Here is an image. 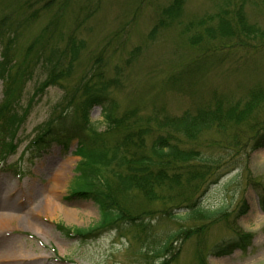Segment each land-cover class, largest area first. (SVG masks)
<instances>
[{
  "label": "rangeland",
  "instance_id": "1",
  "mask_svg": "<svg viewBox=\"0 0 264 264\" xmlns=\"http://www.w3.org/2000/svg\"><path fill=\"white\" fill-rule=\"evenodd\" d=\"M236 1L188 0L182 17L154 37L150 31L157 15L171 0H68L67 3L60 0L26 24L17 45L19 50L43 28L49 31L47 39L65 34L66 41L76 30L75 38L85 42V49L75 72L61 81L64 87H48L45 95L34 103L21 128L18 150L6 161H0V264H158V257L148 249L141 227L120 222L121 229L101 228L83 238L69 237L59 230L58 223L72 228L91 227L98 223L101 212L94 199L72 195L75 168L80 160L74 153L77 139L65 151L60 141L50 137L58 128L73 124L75 104L83 99L81 93L76 94V85L88 63L94 60L106 66L109 75L121 80L120 87L110 88L116 113L136 111L142 124L149 123L152 133H161L153 117L179 116L196 106L198 100L210 97L213 89L240 98L256 86H264V40L256 39L247 49L210 56L207 68L202 69L204 72L195 74L189 70L191 59L205 45L192 42L198 23L205 16H215L222 6L234 8ZM29 2L37 0H0V12L9 11L15 17L25 9L32 13L38 5L29 7ZM245 10L251 23L264 27V0H247ZM135 47L140 49L129 63ZM41 74L38 70L24 87L23 104L30 99ZM2 89L0 81V103ZM90 113L91 120L103 129L101 106H93ZM48 124L53 131H46ZM40 134L46 138H39L38 146L46 140L50 145L36 150L30 142ZM176 139L181 146H188L184 136L172 141ZM199 140L205 151H212L220 146L218 142L225 141L217 132L203 134ZM217 150L222 160L213 170L225 162L227 166L237 163L238 167L213 184L201 204L215 207L226 201L230 204L228 209L211 219L173 217L158 223L149 218L150 233L159 240L179 231L175 254L169 259L172 264H264V146L255 148L251 143L240 158L227 149ZM19 169L24 170L21 177L16 174ZM61 173L67 174L62 184L57 181ZM106 174L113 176L112 170ZM118 195L120 209L126 208L138 219L145 213L159 214L171 205L146 200L123 189ZM244 203L248 208L233 223L234 215ZM54 204L62 209L55 211ZM64 209L75 210L74 217H67ZM235 227L240 233L252 234L247 246L211 254L213 246L224 242L220 247L223 249V245L237 236Z\"/></svg>",
  "mask_w": 264,
  "mask_h": 264
},
{
  "label": "trees",
  "instance_id": "2",
  "mask_svg": "<svg viewBox=\"0 0 264 264\" xmlns=\"http://www.w3.org/2000/svg\"><path fill=\"white\" fill-rule=\"evenodd\" d=\"M59 1L29 2V7L35 4L38 7L32 13L25 9L18 17L9 11L0 12V80L3 82V100L0 103L1 159L18 148V133L30 113L35 97L42 96L51 85L64 87L61 81L75 72L81 52L85 49V42L75 38L76 30L66 41L65 34L47 39L49 31L45 28L37 36L34 35L22 50L18 49L21 31L25 30L26 24ZM187 1L171 0L162 7L150 36L154 37L174 25L182 17ZM246 1H236L234 8L222 6L216 17L205 16L198 23L199 28L192 42H204L205 45L196 58L191 59L190 72H204L202 69L207 68V59L212 55L227 54L243 47L247 49L256 39L264 40V27L248 20ZM139 49L135 47L132 50L129 63ZM38 70L43 72L42 78L35 87L34 95L24 105L23 89ZM80 78L76 94L81 93L83 99L75 104L73 125L65 126L60 133L64 135L62 140L66 149L73 138L78 136L79 139L77 152L81 160L76 167L72 195L94 199L100 206L101 220L97 227L89 229H72L64 225H59V228L69 234L85 236L96 229L114 226L119 222L141 227V233L148 240V249L158 257L157 263H174L169 262V259L175 254L173 249L179 231L157 240L150 233L152 227L149 218L158 223L173 217L181 220L211 219L228 209L230 204H226V201L215 207H206L201 201L213 184H218L238 167L237 163L227 166L225 162L223 167L213 170L222 160L217 154V148L235 152L240 158L247 153L251 143L255 148L264 146V86H256L240 98L213 89L210 97L198 100L196 106L179 116L153 117L156 129L161 133H152L149 123L142 124L136 111L129 110L121 115L116 113V102L111 97L110 88L114 85L120 87L121 80L116 75H109L106 66L99 60L88 63ZM95 105L102 108L103 129L90 118L91 108ZM210 132L219 133L225 141L218 142L220 146L214 150L205 151L199 139ZM180 135L184 136L188 146H181L178 139L172 141V138ZM107 170H112V177L106 174ZM122 189L146 200L170 202V208L159 214L145 213L141 214V218H135L126 208L120 209L118 194ZM247 208L248 205L244 203L238 214L234 215L233 223ZM235 230L237 236L228 245L220 249L224 243L220 242L211 248L210 253L219 254L221 250L230 251L235 247L245 248L252 234L240 233L237 227Z\"/></svg>",
  "mask_w": 264,
  "mask_h": 264
},
{
  "label": "bare ground",
  "instance_id": "3",
  "mask_svg": "<svg viewBox=\"0 0 264 264\" xmlns=\"http://www.w3.org/2000/svg\"><path fill=\"white\" fill-rule=\"evenodd\" d=\"M66 180H67V174L66 173H61L59 176H57V181L60 184L65 183ZM54 207H55L54 208L55 211H58V210L62 209V207L58 206L57 204H54ZM48 208L50 209L51 206H49ZM65 211H66L67 217H72V218L74 217L73 214H75V212H76L75 210H71V209H69V210L67 209Z\"/></svg>",
  "mask_w": 264,
  "mask_h": 264
}]
</instances>
